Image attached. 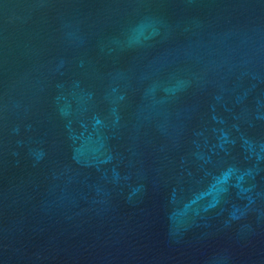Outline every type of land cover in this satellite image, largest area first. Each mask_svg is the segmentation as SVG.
<instances>
[{"label": "water", "instance_id": "95a60500", "mask_svg": "<svg viewBox=\"0 0 264 264\" xmlns=\"http://www.w3.org/2000/svg\"><path fill=\"white\" fill-rule=\"evenodd\" d=\"M0 264H264V0H0Z\"/></svg>", "mask_w": 264, "mask_h": 264}]
</instances>
